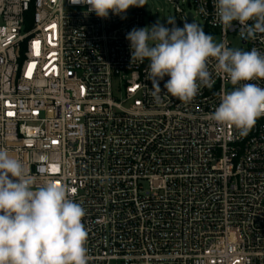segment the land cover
I'll return each instance as SVG.
<instances>
[{
	"label": "built area",
	"instance_id": "1",
	"mask_svg": "<svg viewBox=\"0 0 264 264\" xmlns=\"http://www.w3.org/2000/svg\"><path fill=\"white\" fill-rule=\"evenodd\" d=\"M193 5L216 42L264 52V34L222 30L214 0ZM87 7L0 0V148L37 186L75 189L88 264H264V116L245 135L211 120L233 89L214 61L190 103L165 94L167 76L154 95L126 39L144 11L102 19Z\"/></svg>",
	"mask_w": 264,
	"mask_h": 264
},
{
	"label": "clouds",
	"instance_id": "2",
	"mask_svg": "<svg viewBox=\"0 0 264 264\" xmlns=\"http://www.w3.org/2000/svg\"><path fill=\"white\" fill-rule=\"evenodd\" d=\"M88 6L84 15H124L130 7H143L146 0H70ZM222 30L240 26L242 39L264 34V0H214ZM167 25H171L168 27ZM130 63H149L146 79L153 94L162 93L190 103L200 88L211 87L209 65L232 86L219 94L220 103L210 114L219 125L234 126L247 134L258 117L264 116V87L251 81L264 79V52L243 51L216 42L195 22L178 27L174 18L157 21L126 34ZM75 191L57 180L37 186L23 163L0 148V264H88L86 210L74 199Z\"/></svg>",
	"mask_w": 264,
	"mask_h": 264
},
{
	"label": "rangeland",
	"instance_id": "3",
	"mask_svg": "<svg viewBox=\"0 0 264 264\" xmlns=\"http://www.w3.org/2000/svg\"><path fill=\"white\" fill-rule=\"evenodd\" d=\"M132 9H141L144 11V27L151 26L157 21L166 24V21L169 18H174L176 25L179 27L180 22L183 20L181 13V10H183L186 14L189 12L195 14V18L193 21H189V23L195 22L204 29V21L196 14L193 0H146L143 7L129 8V10ZM167 26L171 27V25ZM230 41L234 45L240 44L237 38H230Z\"/></svg>",
	"mask_w": 264,
	"mask_h": 264
},
{
	"label": "water",
	"instance_id": "4",
	"mask_svg": "<svg viewBox=\"0 0 264 264\" xmlns=\"http://www.w3.org/2000/svg\"><path fill=\"white\" fill-rule=\"evenodd\" d=\"M189 17H192V14L191 13L189 14ZM179 27H181V28L183 27V22L182 21L180 22Z\"/></svg>",
	"mask_w": 264,
	"mask_h": 264
},
{
	"label": "snow or ice",
	"instance_id": "5",
	"mask_svg": "<svg viewBox=\"0 0 264 264\" xmlns=\"http://www.w3.org/2000/svg\"><path fill=\"white\" fill-rule=\"evenodd\" d=\"M9 115H11V113ZM73 190L75 191V189H73Z\"/></svg>",
	"mask_w": 264,
	"mask_h": 264
}]
</instances>
